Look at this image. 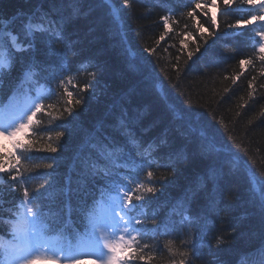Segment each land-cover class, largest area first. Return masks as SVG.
<instances>
[{"label":"trees","instance_id":"trees-1","mask_svg":"<svg viewBox=\"0 0 264 264\" xmlns=\"http://www.w3.org/2000/svg\"><path fill=\"white\" fill-rule=\"evenodd\" d=\"M190 10L214 30L211 13L205 17L190 0H130V6L123 0H0V28L7 23L22 44L35 37L32 52L8 47L15 63L0 79L1 101L14 91L27 62L52 89L44 103L59 117L37 116L43 123L32 139L40 150L22 159L16 191L0 174V235H9L4 218L22 187L36 194L53 233L71 234L73 228L83 231L85 214L108 187L105 173L139 176L147 186L151 170L158 191L143 205L138 241L152 259L137 264H178L183 252L185 264H264V211L257 200L264 191V62L252 43L262 27L228 28L256 8L237 3L224 10L221 4L219 34L205 32V43L186 15ZM28 15L44 27L45 15L57 21L71 51L47 34L27 35ZM161 17H168V29ZM49 39L64 57L50 52ZM241 59L252 63L241 66ZM62 62L75 81L67 87L71 114L64 111L65 86H57ZM89 82L93 87L82 92ZM58 131L64 132L60 139ZM46 143L57 151L44 150ZM217 238L224 243L217 245Z\"/></svg>","mask_w":264,"mask_h":264},{"label":"snow or ice","instance_id":"snow-or-ice-1","mask_svg":"<svg viewBox=\"0 0 264 264\" xmlns=\"http://www.w3.org/2000/svg\"><path fill=\"white\" fill-rule=\"evenodd\" d=\"M237 3L264 11V0H211L210 4L196 0L195 8L200 9L205 17H208L209 13H211L213 31H208V29L204 28L194 11L190 10L186 15L195 20L201 39L207 43L204 36L205 32H207L209 37H216L219 34L220 26L217 20V13L220 11L221 4L224 10H230ZM123 4L130 6V0H123ZM43 19H47V27H44L43 24L34 26L31 21L24 25L28 30V35L31 36L33 32L47 34L48 37L64 43L68 51H71L69 43L61 36L63 27L59 26L57 21L49 19L47 15ZM161 20L164 22L165 29H168V17H161ZM257 23H264V15L253 13L247 19H237L234 24H229L227 27L240 30ZM185 27L188 26L185 25ZM185 35L190 36V33H185ZM256 35L259 37V60L264 62V31H260ZM163 39L164 34L160 37V40ZM15 40L16 37H13V47L16 53H27L35 50V37L23 44H17ZM51 43L52 40L49 39L47 44L51 53L61 57L66 55V53L52 49ZM181 43L183 44L184 42L181 41ZM199 50V45H197L195 51L199 52ZM148 51L151 52L153 49H148ZM192 56L193 52L189 51L188 58L191 59ZM14 63L15 61L11 57H0V79L13 70ZM250 63H252L251 59L240 60L241 66ZM59 71L63 77L65 73L70 71V68L62 62ZM35 75V66L25 62V66L21 68L17 91L14 92L13 97L9 98V104L0 108V138L11 140L12 143V148L7 151H5V145L0 144V174L7 175L13 191H16L17 182L23 179L21 171L22 159L29 160L32 158L31 154L34 151L40 150L36 147L39 140L32 139L40 131L37 126L43 123L42 120L37 119V116H50L53 120L59 118L50 111L54 107L53 105H46L44 98L41 96L33 97L31 90L25 87L26 84L35 82ZM51 78L55 79V74H52ZM59 83L63 85L64 79L61 78ZM249 86H251V81H249ZM92 87L93 84L91 82L85 83L81 91L87 92ZM227 91L228 89H225V92ZM64 93L69 97L65 102L68 106L64 111L71 114L73 112V93L68 91L67 87H65ZM52 94L54 93L50 89L49 96ZM74 103L79 105L81 100L75 99ZM62 115L63 113H60V116ZM34 128L36 129L35 131ZM55 135L57 139H60L64 136V132L58 131ZM49 139H51V136H49ZM44 150L49 152L57 151L51 143H46ZM150 167L151 161H149ZM105 178L109 182L108 188L110 190L107 200L94 205L85 214L86 223L82 232L73 228L71 234L66 232L65 229H60L58 232L53 233L52 226L47 220L41 218L43 205L34 207L36 194L33 193L30 196L29 189L24 187L22 189L21 203L17 212L14 213L15 219L8 221L11 224L10 233L12 240L10 242L0 240V250H3L6 254L5 264H36L37 261L41 260L52 261V264H61L62 260L65 264H79V256L88 258L92 255L97 256L100 264H137V261L151 260V256L142 254L147 245L141 247L137 239L145 221L135 218L131 213L137 207H142L148 199L157 193L158 189L153 185L158 183L159 180L155 178V174L151 170L147 171V186H145V181L139 176L129 178L128 176H121L119 172L105 173ZM159 179L162 180L163 177ZM111 193H114V195ZM257 200L260 208L264 211V191L259 193ZM155 223L156 221L153 220L152 224ZM70 226L71 223L69 221L66 227ZM216 242L217 245L224 243L220 238H217ZM171 243L169 241V244ZM169 251L173 252V249L169 248ZM179 255L183 258L178 261V264H185L188 252L179 253ZM173 264H177V262L173 261Z\"/></svg>","mask_w":264,"mask_h":264},{"label":"rangeland","instance_id":"rangeland-1","mask_svg":"<svg viewBox=\"0 0 264 264\" xmlns=\"http://www.w3.org/2000/svg\"><path fill=\"white\" fill-rule=\"evenodd\" d=\"M38 88H39V87H38ZM39 94H41V89H40V88L36 91L35 96H38ZM0 139H3V138H0ZM4 140H6V139H4ZM111 194L114 195V193H111ZM107 196H108V195H106V196H105V197H104L99 203L105 202V201L107 200ZM133 216H134L135 218L139 219V217H137L136 214H133ZM118 235H119V233H118ZM134 235H135V233H134ZM113 239H115V238H113ZM80 257H83V256H79V257H78V260L80 259ZM90 257H91V256H90ZM92 257H94V258H95V261H96L98 264H100V261L97 259V256H96V255H92ZM88 258H89V257H88ZM5 260H6V254L4 255V258H2V259L0 260V264H5ZM36 264H52V261H43V260H41V261H37ZM61 264H65V262L62 260V261H61Z\"/></svg>","mask_w":264,"mask_h":264}]
</instances>
